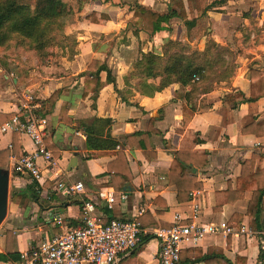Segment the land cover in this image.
<instances>
[{
    "label": "crops",
    "instance_id": "crops-1",
    "mask_svg": "<svg viewBox=\"0 0 264 264\" xmlns=\"http://www.w3.org/2000/svg\"><path fill=\"white\" fill-rule=\"evenodd\" d=\"M64 1L72 11L65 34L76 39L75 46L58 48L54 59L48 61L39 60L27 49L18 52L0 47V115L15 114L27 94H32L36 112L47 120L46 144L57 160L61 179L82 181L86 194L67 196L59 191L56 179L45 167L47 163L39 159L45 175L40 183L49 185L33 198L32 179L13 171L18 157L12 156L5 167L10 171V186L26 194L17 204L11 200L13 191L9 192L8 213L0 225V253L6 249L7 230L17 234L20 256L43 239L79 226L82 200L97 201L96 192L103 186L117 193L124 191L128 198L117 200L112 207L98 204L102 220L137 218L144 231L135 254L119 264H160L159 240L152 231L172 227L176 215L183 223L227 221L234 228L244 223L251 227L247 214L253 194L250 186L236 202L226 203L219 210L214 207L218 192L229 188L240 191L244 161L255 154L253 171L264 169V128H258L260 134L243 132L251 122H264V97L247 100L251 95V70L264 72V0H208L211 8L203 18L206 31L197 39L189 38L184 20L178 17L172 19L168 29L154 35L136 32L129 25L137 3L166 11L171 0ZM92 11L107 13L110 18L105 24L92 22L87 18ZM188 16L191 18L189 11ZM211 40L219 47L216 52L220 55L214 53L216 60L207 47ZM172 41L187 42L183 50L187 55L197 51L196 63L203 65L211 77L201 84L172 83L152 94L143 92L140 78L132 75L135 63L143 53L155 52L166 59L180 51L170 50ZM94 59L104 62L108 69L100 71L98 92L93 90L96 86L87 84L89 92L83 97L85 74ZM161 79L147 78L146 83L157 87ZM59 89L62 92L56 102H48ZM63 105L68 111L62 120ZM95 118L110 120L108 125L103 124L102 139L119 141L114 149L100 150V155H94L95 150L87 146L85 123ZM12 134L0 130V149L11 147ZM133 134L137 135L131 137ZM20 142L25 152L35 148L26 135L20 134ZM179 150L194 161L184 165L188 170L184 178H193L203 186L193 189L190 198L182 201L170 178ZM201 153L207 154L206 164L198 155ZM173 178L181 179L178 175ZM58 215L62 225L54 221ZM145 235L149 238L144 242ZM0 264H19V258ZM179 264L264 262H260L256 235L219 233L206 236L198 245L184 246Z\"/></svg>",
    "mask_w": 264,
    "mask_h": 264
},
{
    "label": "trees",
    "instance_id": "trees-1",
    "mask_svg": "<svg viewBox=\"0 0 264 264\" xmlns=\"http://www.w3.org/2000/svg\"><path fill=\"white\" fill-rule=\"evenodd\" d=\"M210 8L211 4L208 0H186V2L185 0H171L169 10L166 11L157 10L149 5L137 3L134 14L128 20V23L131 27L135 28L136 32L144 31L150 35H154L161 30L168 29V25L172 19L178 17L184 20V24L188 29L189 38L197 39L206 31L203 18ZM66 9L67 4L64 0H0V46L7 45L12 38L17 36L19 43L21 42L20 47L34 50L40 58L46 57L49 54L48 48L50 47L72 48L76 44V39L65 34ZM188 11L191 14V18L188 16ZM87 18L92 22L105 24L110 17L107 13L92 11L87 15ZM58 38L62 40L60 43H58ZM64 39H71L73 42L72 45L69 43L65 44ZM209 42H213L214 46L216 45L214 41ZM196 56H198L197 51L191 55L185 54L184 51L174 52L166 59L155 52L143 53L142 57L135 63V70L132 75L140 78L142 91L150 94L172 83H180L184 86L192 84L193 82H203L206 78L207 69L203 65L196 63ZM103 69H108L104 62L97 59L92 60L85 74L83 97L87 96L89 92L87 84L96 86L93 90L95 93L98 92L99 74ZM196 74L200 77L199 81L194 80V75ZM157 77L162 78L159 86L155 87L146 83L147 78ZM145 87L146 90L144 89ZM61 92V89L56 90L48 99V102L54 104ZM261 97H264V72L252 69L251 95L247 100L255 101ZM67 111V106L63 105L60 119H64ZM13 115L14 113L1 114L0 124H4ZM109 121L108 119L95 118L90 123H85L87 146L89 149L95 150L94 155L103 154L101 152L102 150L114 149L119 144V141L104 140L101 138L103 128L108 125ZM258 128H264V122H251L244 126L243 132L255 131L256 134H260ZM140 134L146 135L143 132ZM135 135L137 134H133L131 137H135ZM20 144V133L13 132L11 147L0 149V168H5L12 156L20 158L26 154ZM118 154L119 157L123 156L122 152H118ZM198 155L204 159L203 164H206L208 161L207 154L201 153ZM256 156L254 154L251 159L243 162L238 187L240 191H233L229 188L225 191L218 192L217 204L214 210L221 209L226 203L236 202L242 198L244 190L250 186V188H253V194L249 201L247 214L250 217L251 227L255 230H260L264 227V169L258 168L256 171H253V163ZM193 162L188 160L185 153L180 150L176 153V158L173 160L170 178L171 182L178 188V199L180 201L190 198L189 192L193 189L203 187L202 183L192 181L193 178H184L188 175V170L184 165L187 166V164H193ZM175 175L180 176L181 179H174L173 176L175 177ZM248 182L251 184H248ZM47 185H49L47 182L39 183L32 180V197L37 198L41 189ZM25 194L24 191H13L11 195L12 202L20 203ZM239 221L241 219L238 220V224H241ZM144 238L145 242L149 236L145 235ZM138 248L133 250L128 256L134 255ZM18 258L20 256L17 234L13 230H7L6 249L4 253H0V261H11ZM179 263L180 261L177 264ZM128 264H136V262Z\"/></svg>",
    "mask_w": 264,
    "mask_h": 264
},
{
    "label": "built area",
    "instance_id": "built-area-1",
    "mask_svg": "<svg viewBox=\"0 0 264 264\" xmlns=\"http://www.w3.org/2000/svg\"><path fill=\"white\" fill-rule=\"evenodd\" d=\"M194 80L200 77L194 75ZM33 95L28 93L26 102L17 112L1 125L0 130L19 132L28 136L34 143L32 151L13 162V171L20 175H29L37 182L44 180V173L39 159L46 162V169L52 179H56V188L67 196H83L86 186L82 181L61 179L62 173L57 160L46 144V123L36 112ZM97 201L83 199L81 204V224L68 228L51 238H45L29 251L20 254L19 264H119L142 241L143 227L137 218H113L104 222L97 213V205L112 207L117 200L128 198L126 192L117 193L112 187H100ZM175 224L170 228L157 227L153 234L159 240L158 260L160 264H177L184 246H195L208 235H256L259 240L260 262H264V229L255 230L247 224L239 228L230 226L227 221L219 223H183L176 215ZM57 224H63L60 215L54 217Z\"/></svg>",
    "mask_w": 264,
    "mask_h": 264
},
{
    "label": "rangeland",
    "instance_id": "rangeland-1",
    "mask_svg": "<svg viewBox=\"0 0 264 264\" xmlns=\"http://www.w3.org/2000/svg\"><path fill=\"white\" fill-rule=\"evenodd\" d=\"M72 13V11H71V9L68 7V5H67V9H66V15H65V25H66V21H67V18L70 16V14ZM19 38L17 37V36H15L14 38H12L8 43H7V45H5V46H0V47H2L4 50H7V51H10V50H15V51H20L21 49H25L24 47H20L19 45H21L20 43H19V40H18ZM59 40H58V43H60L62 40H61V38H58ZM64 41H65V44L66 43H69L70 45H72V41H71V39H64ZM212 41V40H211ZM188 43L187 42H171L170 44H168L169 45V48H170V50L171 51H174V50H180V51H183L185 48H187L188 46H186ZM207 47H209L208 49L209 50H211V52H212V56H214V53L216 54V55H220V53L219 52H216V49L218 50L219 49V47L218 46H214V43L213 42H209V43H207ZM58 48H60L59 46H55V47H50V48H48V55L45 57H38L37 56V53L34 51V50H32V49H30V48H28L26 51H33L34 52V54H35V56L39 59V60H44V61H48V60H52V59H54V57L56 56V53H55V51L58 49ZM25 51V50H24ZM172 53H174V52H172ZM199 57V56H198ZM196 58H197V56H196ZM218 57H215L214 56V60H216ZM213 60V61H214ZM229 63H226V65H228ZM213 69V67H211L210 69H209V72H210V70H212ZM228 71H229V69H228V67L226 68V70H224L223 71V74L224 75H227V73H228ZM217 72V71H216ZM207 76H210L211 77V73H209L208 74V70H207V72H206V79L203 81V82H199V84H201V83H204L208 78H207ZM217 76H219L218 74H217ZM38 113V112H37ZM38 115L40 116V114L38 113ZM11 191H13V189L11 188V186H10V192Z\"/></svg>",
    "mask_w": 264,
    "mask_h": 264
},
{
    "label": "water",
    "instance_id": "water-1",
    "mask_svg": "<svg viewBox=\"0 0 264 264\" xmlns=\"http://www.w3.org/2000/svg\"><path fill=\"white\" fill-rule=\"evenodd\" d=\"M10 189V171L7 168H0V225L8 213Z\"/></svg>",
    "mask_w": 264,
    "mask_h": 264
}]
</instances>
